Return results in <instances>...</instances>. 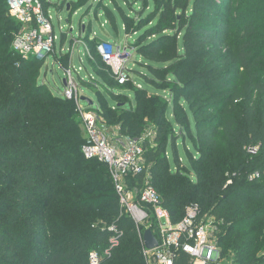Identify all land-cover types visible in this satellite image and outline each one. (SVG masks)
Masks as SVG:
<instances>
[{
    "label": "trees",
    "instance_id": "obj_1",
    "mask_svg": "<svg viewBox=\"0 0 264 264\" xmlns=\"http://www.w3.org/2000/svg\"><path fill=\"white\" fill-rule=\"evenodd\" d=\"M41 1L47 12L49 3ZM67 1L57 4L59 11ZM69 5L73 15L85 4ZM120 16L138 34L135 51L149 62L147 85L161 93L137 89L134 104L118 107L122 115L101 102L90 109L109 123L121 120L131 137L143 134L147 118L154 121L145 155L172 222L198 204L222 221L224 255L237 264H264V0H154L132 30L131 17L122 10ZM20 27L0 0V264H89L91 251L108 248L112 224L124 234L101 264H146L108 166L82 153L75 102L40 79L49 54L25 59L13 49ZM54 56L69 67V54ZM95 71L110 89L129 82L119 85L109 75L108 83ZM187 261L182 255L177 264Z\"/></svg>",
    "mask_w": 264,
    "mask_h": 264
},
{
    "label": "built area",
    "instance_id": "obj_2",
    "mask_svg": "<svg viewBox=\"0 0 264 264\" xmlns=\"http://www.w3.org/2000/svg\"><path fill=\"white\" fill-rule=\"evenodd\" d=\"M10 16L20 25L15 33L12 47L23 58L43 57L56 54L58 57L74 52L80 41L73 43L69 52L64 48L57 51L58 37L54 32L52 17L45 11L41 0H7ZM86 47V46H85ZM97 52L110 68L119 85L130 79L129 63L133 58L134 47L129 43H110L102 41ZM71 55V56H72ZM81 59V58H80ZM82 61V60H81ZM56 62H58L56 60ZM59 63V62H58ZM61 65V64H59ZM66 71V85L61 96L74 101L85 132L82 153L86 159L98 160L108 166L112 183L119 197L121 215L131 218L142 242V253L146 264H177L182 255L188 258L187 264H237L228 263L219 244L218 229L214 216L202 214L198 204L189 205L184 217L173 223L169 211L163 206L160 194L151 184L150 165L146 159V142H153L156 130L145 129L143 134L131 137L123 133L112 132L105 118L96 110L90 109L81 99L80 83L76 81L72 57ZM94 77L91 76V81ZM94 85L97 86L95 83ZM258 147H249L248 152L255 154ZM262 172H256L250 179L258 178ZM142 177L139 184L136 181ZM231 183V180L228 182ZM152 229L158 239L154 249H148L144 242V233ZM111 233L109 246L105 251L93 250L89 253V264H101L104 255L120 243L124 232L117 225L106 227Z\"/></svg>",
    "mask_w": 264,
    "mask_h": 264
},
{
    "label": "rangeland",
    "instance_id": "obj_3",
    "mask_svg": "<svg viewBox=\"0 0 264 264\" xmlns=\"http://www.w3.org/2000/svg\"><path fill=\"white\" fill-rule=\"evenodd\" d=\"M46 1L49 3L48 12L52 17L54 32L58 37L56 46L57 51L60 52L61 48H64L66 53L69 52L73 44L71 42L72 38L82 42L76 48L74 55H72L70 52V55H72V64L76 68V70L73 71V75L76 81L80 83L79 87L81 95H84L95 102L92 108H96L101 102L103 106L107 105L106 107H109L110 105L114 107L117 109V111H119L118 115H122L124 112L123 110H118V107H124L125 103H128L130 100L134 104V92L137 89L149 88L151 91L161 93L160 91L154 90L147 85L149 81L148 79L153 77L147 65L149 62L142 56L138 55L135 50L133 53V58L129 63V68L131 71L128 84L125 87H118L113 82L114 89H110L108 84L98 76L95 70L100 69L101 71L99 74L107 78L106 81L108 83L111 82L109 75L111 78H115L111 72H108V68L103 67L101 63V57L96 52V45L98 46L99 43L90 42L94 40L93 38L97 37L113 44L130 43L132 45V43H135L137 40L138 34L128 32L127 26L120 16V10L131 17L129 24L130 30H132L136 27L135 25L137 21L140 19H145L147 14L153 10L154 0H148V3H146L144 0H116V2H111L110 0H80V3L85 5L73 15H70V12L65 6L61 11L58 10L57 4H60L63 0ZM73 1L76 2L78 0H68L66 6H68L69 3ZM147 5L148 7L145 11V7ZM141 14H143V18H140ZM63 34H66L64 37V43L62 40ZM86 35L90 36L89 41H86ZM58 62H56L54 54H49L42 68L40 79L48 85V88L52 92L56 93L57 95H61L65 89L64 80L66 78V71L63 68L62 61ZM59 64H61L62 67ZM93 64L96 66V68H93ZM155 65L163 69L166 64ZM91 76L94 77L93 86L83 83L90 82ZM95 83L97 86L94 85ZM112 93L119 96L115 97L112 95ZM106 101H108V103ZM86 104V101H84L85 106ZM128 107L129 106H127V108ZM125 118L126 117H124V119ZM107 124L110 128V131L122 133L121 127L123 126V123L121 120H114L111 123L107 121ZM156 127L157 126L154 121H152L150 118L146 119V129L150 130L153 128L155 129ZM82 131L85 138V132L83 128ZM179 146L181 157L184 159V149L180 143ZM221 223L222 221H218L215 228L218 229ZM217 237H219V234ZM225 256L227 257L228 263H235L233 255Z\"/></svg>",
    "mask_w": 264,
    "mask_h": 264
},
{
    "label": "water",
    "instance_id": "obj_4",
    "mask_svg": "<svg viewBox=\"0 0 264 264\" xmlns=\"http://www.w3.org/2000/svg\"><path fill=\"white\" fill-rule=\"evenodd\" d=\"M70 5L67 6V10H69ZM64 85H66V80H64ZM83 101H86L90 106H93L95 103L88 97H81ZM144 242L148 249H154L158 245V239L154 235L152 229H147L144 233Z\"/></svg>",
    "mask_w": 264,
    "mask_h": 264
},
{
    "label": "crops",
    "instance_id": "obj_5",
    "mask_svg": "<svg viewBox=\"0 0 264 264\" xmlns=\"http://www.w3.org/2000/svg\"><path fill=\"white\" fill-rule=\"evenodd\" d=\"M71 57H72V56H71V55H69V62H70V59H71ZM61 67H62V66H61Z\"/></svg>",
    "mask_w": 264,
    "mask_h": 264
}]
</instances>
